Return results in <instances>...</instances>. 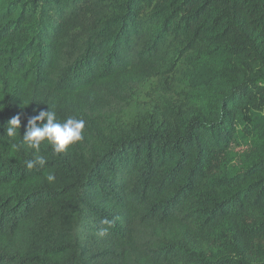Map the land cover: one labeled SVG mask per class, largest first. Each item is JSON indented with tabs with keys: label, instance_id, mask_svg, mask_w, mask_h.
<instances>
[{
	"label": "trees",
	"instance_id": "1",
	"mask_svg": "<svg viewBox=\"0 0 264 264\" xmlns=\"http://www.w3.org/2000/svg\"><path fill=\"white\" fill-rule=\"evenodd\" d=\"M0 107V264H264V0H0Z\"/></svg>",
	"mask_w": 264,
	"mask_h": 264
},
{
	"label": "clouds",
	"instance_id": "2",
	"mask_svg": "<svg viewBox=\"0 0 264 264\" xmlns=\"http://www.w3.org/2000/svg\"><path fill=\"white\" fill-rule=\"evenodd\" d=\"M0 110H2V107H0ZM41 121L46 122L40 123ZM20 123L21 117L19 114L13 116L7 122L6 135L9 138H15L19 135ZM84 128L85 121L83 119L70 116L63 123H60L56 119V113L49 110H41L37 115L30 117L22 137V144L35 150L37 155L34 160L25 161L26 167L32 169L35 166H43L46 163V158L39 155L42 143L46 141L52 146L55 153H62L69 146L83 140ZM46 178L49 182H53L55 179L53 174H49ZM101 223L110 226L112 221L102 219ZM106 230L103 229L101 234Z\"/></svg>",
	"mask_w": 264,
	"mask_h": 264
},
{
	"label": "rangeland",
	"instance_id": "3",
	"mask_svg": "<svg viewBox=\"0 0 264 264\" xmlns=\"http://www.w3.org/2000/svg\"><path fill=\"white\" fill-rule=\"evenodd\" d=\"M154 80L148 79L140 84L141 87V96L139 97L140 100H147L149 97L148 91L151 86H153Z\"/></svg>",
	"mask_w": 264,
	"mask_h": 264
}]
</instances>
